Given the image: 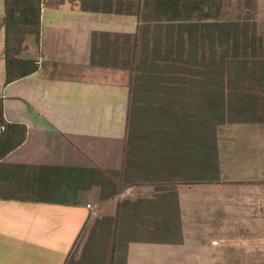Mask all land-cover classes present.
I'll return each mask as SVG.
<instances>
[{
    "label": "trees",
    "instance_id": "trees-1",
    "mask_svg": "<svg viewBox=\"0 0 264 264\" xmlns=\"http://www.w3.org/2000/svg\"><path fill=\"white\" fill-rule=\"evenodd\" d=\"M204 3L126 2L125 13L137 19L133 33H93L90 64L121 72L125 79L120 163L115 169L52 167L49 173L75 175L71 180L76 189H98L99 201L144 187L152 193L121 198L112 216L87 223L65 264H75L74 248L81 240L83 264H110L115 258L127 264L130 244H178L182 232L176 189L217 182V128L264 125V59L253 58V52L249 60L240 59L236 69L230 65L235 57L231 50L239 44L246 51L254 50V38L248 43L243 34L240 42L233 25L207 21L208 14H201ZM3 4L0 27L5 34V83L9 84L38 70L36 61L19 55L26 40L39 44L42 1L3 0ZM26 137L23 123L4 119L0 98V166ZM26 191L19 186L0 189V199L51 196L44 190Z\"/></svg>",
    "mask_w": 264,
    "mask_h": 264
},
{
    "label": "crops",
    "instance_id": "crops-1",
    "mask_svg": "<svg viewBox=\"0 0 264 264\" xmlns=\"http://www.w3.org/2000/svg\"><path fill=\"white\" fill-rule=\"evenodd\" d=\"M41 1L39 44L35 45L29 41L30 39L26 40L21 45L19 55L20 58L36 61L38 70L34 74L9 84L5 83L3 57L5 34L4 29L0 27V35L3 34L0 74L4 81V84L0 86V98L3 103L4 119L7 122L23 123L27 128L24 144L1 162L0 189L5 191L19 186L23 191L27 190L26 193L35 194L37 191L44 190L51 196L49 198H33L32 196L25 200L0 199V228L3 227V230H6L4 235L0 234V264H65L78 235L87 223L95 217L112 216L116 201L121 198L149 196L152 193L150 187H144L134 192L128 190L115 199L95 203L94 188L77 190L73 181L75 175L49 173L52 167L61 168L63 171L94 166L101 169L118 167L121 139L124 134L125 79L121 72L93 67L90 64V48L93 33L130 34L135 31L137 19L133 14L125 13V3L136 0ZM45 9L51 12L50 18L53 20L54 17L69 18L72 20L71 24H65L67 22L62 21L59 23V28H56L57 24H51L50 21L45 28L43 23ZM3 15L4 4L3 0H0V18ZM23 51L25 56L21 55ZM48 82L61 84L57 88V93L52 92ZM92 83L104 87L121 85L125 90L123 131L117 139L119 148L112 153L109 149L104 150L102 141H94L93 136L90 137L91 139L89 137L85 139L84 135L71 132L75 130L74 126L78 120L80 121V118L76 116L77 113H74L76 111L74 107L54 108L46 106L44 102L52 95L55 98H58V95L61 98L66 97L68 93L72 97L82 95L86 85H92ZM37 85L42 89L41 93L34 91ZM60 92L62 95L58 94ZM100 93L101 91H95L88 96L91 98ZM26 100L30 104H27ZM14 101L24 104L37 118L32 126L24 120H17L22 116L17 118L15 113L12 118H7V104ZM91 112L90 109L89 113ZM40 119L59 130L52 134L57 137L48 133V136L43 134ZM240 125L253 128L255 125L263 124H231L227 127ZM222 128L217 132L219 160L217 182L178 186L176 189L181 241L178 244H130L127 264H144L147 262L144 258L148 256L153 260L162 259L166 264H174V258L178 256V252H198L206 248L218 251L225 242L221 237L211 238L209 246L201 245L202 242H206V238H202L205 230L213 229L215 216L222 217L225 224L228 218L230 225L233 226L240 224L242 220L256 223L255 226L260 230H257L255 234L259 233V236L250 237L248 241L257 246V250L253 252L263 253L264 182L248 175L236 178L231 169L227 179H224L222 168V149L225 155L226 150L229 149V155L226 157L229 163H236L239 159L238 155L249 152L239 150L237 146L239 139L253 138L248 137V134L253 133L254 129L237 131ZM256 130L258 131L253 133V140L264 138L262 128L258 127ZM245 132L247 137H243ZM224 136H226L225 140ZM105 142V146L108 147V141ZM40 172L43 173L42 176ZM11 224L16 228H12ZM233 238L230 241L234 242V248L241 243H249L248 234L244 239ZM132 245L136 246L132 248ZM144 247L149 248L144 249ZM241 247H238V251H241ZM249 250L245 249V252ZM260 257H264V254ZM153 260L152 262L148 260V264H154Z\"/></svg>",
    "mask_w": 264,
    "mask_h": 264
},
{
    "label": "rangeland",
    "instance_id": "rangeland-1",
    "mask_svg": "<svg viewBox=\"0 0 264 264\" xmlns=\"http://www.w3.org/2000/svg\"><path fill=\"white\" fill-rule=\"evenodd\" d=\"M51 12H49L47 9L43 11L44 16V26L47 27L48 22H52L51 24L55 23L57 24L59 28V23L62 21H66L65 24H71L72 20L69 18H57L54 17V20L50 15ZM202 15L208 14V20L210 22H217V23H226L233 25L232 27L235 29L236 34L239 37V41H242V36L245 34L247 37L248 43L251 42V39L254 38L253 45L255 46V49L252 50V48L248 49L246 51L245 46L242 44H239V46L235 47L236 49H232L231 53L232 55H235L233 59L230 60V58H226V60H230L232 65V69H236L238 62L240 59L242 60H249V57L253 58H263L264 59V0H205L204 5L202 6ZM200 14V15H201ZM59 15V14H58ZM205 17L203 16L202 19ZM77 26V25H76ZM3 40V34L0 35V57L2 55L1 51V45ZM35 53V52H34ZM247 54V55H246ZM22 56H25V52L23 51L21 53ZM35 56V55H34ZM246 60V61H247ZM1 61V60H0ZM250 66V65H249ZM0 72L1 66H0ZM2 76L0 74V86L4 84L2 80ZM51 86L52 92L57 93V88L60 87V83L58 82H48ZM65 85V84H63ZM30 87V86H29ZM40 87V86H39ZM65 88L67 86H64ZM35 88V87H33ZM48 88V87H47ZM46 90H49L47 89ZM69 88V87H67ZM30 89V88H29ZM64 89V88H61ZM90 89L91 92H90ZM16 90L15 88L13 89ZM19 90V89H17ZM33 91V90H29ZM39 93L42 92L41 88H37L34 90ZM84 91V92H83ZM95 91H101L98 95H93L91 98L88 96L90 93L92 94ZM82 95H77L76 97H72L69 93L66 95V97H62L58 95V98H55L53 95L45 99V105L51 106L54 108L57 107H74L76 111L74 113H77L76 116L80 118V121L78 120V123L75 124L74 131H71L75 134H81L84 135L85 139L93 136L94 141H102L103 143V149H109L110 153H112L114 150L117 151L119 148V141L117 139L120 138L121 133L123 131V112H124V103H125V90L121 85L117 86H109L104 87L97 85L95 83H92V85L87 84L85 89L82 90ZM62 95V92L58 93ZM90 94V95H91ZM76 98V99H75ZM29 100V99H28ZM26 100L27 104H30L29 101ZM79 108V109H78ZM92 110L91 113H89V110ZM13 113L17 115V118L20 115L22 116L21 119L17 120H24L26 121L30 126L34 124V121H37V118L29 111L26 106L20 102H11L7 104L6 107V116L8 119L12 118ZM21 113V114H20ZM62 113V112H61ZM14 115V116H15ZM75 116V114H74ZM40 126L41 131L43 134L48 136L49 134L52 135L55 131H59L55 127H52L48 125L47 121L44 122V120L40 119ZM228 124H223L217 128V132L219 129H223L222 127H225L226 130H244V129H254L252 132L256 133L255 131L258 127L262 128L263 135H264V125L258 126L255 125L253 128L252 126H228ZM71 128V127H69ZM73 130V129H72ZM52 132V133H51ZM70 132V131H69ZM234 131H232L233 133ZM236 132V131H235ZM48 133V135H47ZM248 134V137H253L251 139H239L240 142L237 145L239 150H248V153L238 155L237 162L234 164L229 163L228 158L226 156L229 155V149L225 152L222 149V168H223V178L227 179L229 175V171L234 173V176L236 178H242L246 177L247 175L250 177H253L255 180H263L264 182V138L262 139H254V134ZM241 134V133H240ZM53 136V135H52ZM57 137V136H53ZM84 137H81L84 139ZM104 137V138H102ZM246 132H245V136ZM260 138V137H259ZM108 139V140H106ZM226 139V136H224V140ZM258 140V141H257ZM105 141H108L109 146L106 147L104 143ZM257 141V142H256ZM227 142V141H226ZM88 143V142H87ZM229 143V141H228ZM95 144V143H94ZM95 146V145H94ZM261 150V151H260ZM261 154V155H260ZM231 165V166H230ZM96 167V166H94ZM111 169V168H110ZM231 172V173H232ZM264 185V183H263ZM98 189L94 188V202H99L98 199ZM216 219L213 220V229L205 230L202 235V238H206V242H202L201 245L209 246L210 239L215 237H221L222 240H225L223 243L224 246L219 248L218 251L216 250H207L203 249L198 252H187V253H180L178 252V256L174 259V264H264V257H260L261 254H264V249L262 250L263 253L259 252H253L256 251L257 246L252 243L251 241H248L250 237L253 236H259L258 234H255L257 230H260L259 227L255 226L256 223L254 222H245L241 221L240 224L237 225H230L228 218L227 223L225 224L224 221H222V217L215 216ZM220 218V219H219ZM208 219H210L208 217ZM211 220V221H212ZM225 220V219H224ZM6 224V229H7ZM13 226V224H11ZM12 228H16L13 226ZM264 228V226H263ZM4 228H0V234H5ZM14 230V229H13ZM248 234L247 241L249 243H241V251H238V247L234 248L231 239L239 238L244 239V237ZM233 236V237H232ZM84 240H81L77 242L76 247L74 248V259L76 262L75 264H83L82 256H83V250H82V244ZM136 245H132L131 247H135ZM130 247V248H131ZM149 247H144V249H147ZM245 249H250L248 252H245ZM144 252L147 250H143ZM162 251V250H161ZM154 252V251H153ZM213 252V253H212ZM176 254V253H174ZM152 256V255H150ZM144 264H148V260L152 262V257H145ZM152 259V260H151ZM160 260V261H159ZM159 260H153L154 264H166L162 259ZM171 261V260H170ZM110 264H122V260H118V258H115L114 260L110 262ZM168 264V263H167ZM171 264V263H170Z\"/></svg>",
    "mask_w": 264,
    "mask_h": 264
}]
</instances>
